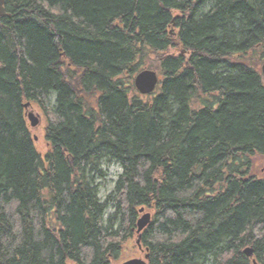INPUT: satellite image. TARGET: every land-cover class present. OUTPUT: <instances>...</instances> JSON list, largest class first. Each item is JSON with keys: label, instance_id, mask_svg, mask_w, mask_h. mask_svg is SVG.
Wrapping results in <instances>:
<instances>
[{"label": "trees", "instance_id": "16d2710c", "mask_svg": "<svg viewBox=\"0 0 264 264\" xmlns=\"http://www.w3.org/2000/svg\"><path fill=\"white\" fill-rule=\"evenodd\" d=\"M5 9L0 264L118 263L142 208L149 264H264V0ZM145 68L160 77L146 95ZM106 161L122 172L102 201Z\"/></svg>", "mask_w": 264, "mask_h": 264}, {"label": "water", "instance_id": "95a60500", "mask_svg": "<svg viewBox=\"0 0 264 264\" xmlns=\"http://www.w3.org/2000/svg\"><path fill=\"white\" fill-rule=\"evenodd\" d=\"M0 14H6V9H5V0H0ZM262 71L264 74V64L262 66ZM159 83V75L155 70L151 69H144L140 71L135 79H134V84L137 90L141 94H151L156 90V87ZM30 103H27L25 107L29 108ZM28 118L30 120L31 126L36 127L40 123V116L39 114H36L34 111H28L27 112ZM141 213L143 215L139 218L138 223H137V234H138V239H137V244L139 247L142 249L141 245V233L142 231L147 227V225L151 221V213L149 212H144V208H142ZM249 257L254 256V249L251 247H248L244 251ZM149 255L146 254L145 259L142 258H132L129 259L122 264H149ZM254 264H257L256 260L253 261Z\"/></svg>", "mask_w": 264, "mask_h": 264}, {"label": "rangeland", "instance_id": "374dc122", "mask_svg": "<svg viewBox=\"0 0 264 264\" xmlns=\"http://www.w3.org/2000/svg\"><path fill=\"white\" fill-rule=\"evenodd\" d=\"M263 64L264 63L261 64L260 66L261 68ZM33 111L36 114H39L41 118L39 125L33 128L36 139H37V143L42 150H45V144L43 141V134L45 130V120L41 114V111L37 107H33ZM102 170L105 176L103 178H99L97 180V184L99 185V197L102 201H104L110 194L113 193L118 176L122 172V168L118 164H115L114 162L106 161L104 163ZM110 212H113V210L108 211V213ZM130 246L131 248L123 252L122 254L123 259L119 261L120 263L127 259L144 258V253L138 248L135 239L130 242ZM119 262L118 263L116 262L115 264H120Z\"/></svg>", "mask_w": 264, "mask_h": 264}, {"label": "bare ground", "instance_id": "6f19581e", "mask_svg": "<svg viewBox=\"0 0 264 264\" xmlns=\"http://www.w3.org/2000/svg\"><path fill=\"white\" fill-rule=\"evenodd\" d=\"M0 15H1V14H0ZM4 15L11 16L10 13H7V11H6V14H3V15H1V16H4Z\"/></svg>", "mask_w": 264, "mask_h": 264}]
</instances>
